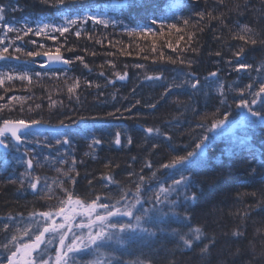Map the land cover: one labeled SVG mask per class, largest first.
<instances>
[{
    "label": "trees",
    "instance_id": "1",
    "mask_svg": "<svg viewBox=\"0 0 264 264\" xmlns=\"http://www.w3.org/2000/svg\"><path fill=\"white\" fill-rule=\"evenodd\" d=\"M5 2H11L14 6L18 4L22 8V11L11 13L8 20L14 17L19 22L29 14L49 19L58 18L64 14L57 8L42 3L41 0H5ZM237 2L241 4V10H243V0H225V4L219 7L214 4V0H71L70 4L60 6L65 10L73 11L90 8L107 15L110 19L123 22V26L129 28L147 24L156 34L147 38L129 37L122 34L123 27L119 24L115 28L109 26L105 29L94 27L90 21L84 26L85 29L97 36H107L103 45L88 41L84 36L77 40L75 36L65 34L68 36L66 46H75L77 50L70 53L62 48V54L69 59L75 55H84L85 62L91 69V71L85 69L79 62L69 66L71 70L67 72V76L80 77L81 88L77 90L78 101L75 98L69 99L64 77L55 79L52 76L53 72L58 75L63 73L65 67L42 69L39 66L43 61L41 57L36 58L37 63L30 64L26 68L19 66L15 61L10 62V66L16 67L17 71L26 70L29 74L47 72L48 75H42L40 79L33 75L31 84L19 80L6 82L4 87L12 88V91L5 93L4 89L0 88V95L4 96V99L0 100V105L7 104L8 97L12 95L28 99L23 102V111H21L20 103L13 102L0 112V116L6 119L43 120L52 126H56L65 117L84 116L86 120L81 127L87 126L92 129L102 143L90 148L92 139L90 135H76L72 141L73 154L78 162L76 172L79 176L76 185L67 182L62 172L56 171L57 168L68 171L70 163L62 166L58 159L55 164L52 163V158L57 157V152H63L61 146L55 143V140L60 138L56 133L64 132L65 129L31 131L27 136V142L19 144L18 147L10 146L5 149L0 146V229L4 223H9L12 228H23L27 223V219L20 224H16L15 220L8 221L9 214L18 219L17 214L22 213L27 218L28 213L33 210L47 211L51 206L56 205L57 197L61 193L58 186L61 180L65 181V187L73 188L82 199L105 191L116 195L115 185L109 184L107 189L104 188L107 182L102 181V176L111 174L121 185L132 187L137 177H128V171L139 173L146 160L151 162L152 168H144L141 174L148 177L153 171L157 172L156 178L142 189L144 197H151L161 184L167 187L171 185L172 180L180 178L181 165L171 170L160 166L168 163L174 156L191 151L197 138L207 135L209 139L205 141L208 145L205 149L206 163L199 169H194L191 174L186 171L183 173L189 176L192 182L187 189V195L191 196L193 192H196L198 198L190 203H184L185 189L183 187L177 190L179 195L177 192H172L169 200L176 201L175 208L170 211L167 204L158 205L168 215L154 218L153 222L144 225L152 228L156 232L155 236L148 237L144 233H137L129 238L127 234H121L125 237V242L117 244L112 241L106 251H114L119 261L150 259L151 264H170V262L174 264H264V164H261V161H264V123L258 117H250L246 120L247 122L244 121L245 125L237 128L235 134L218 128L208 132L207 125L205 129L198 127L203 114L215 112L217 107H220L221 114L226 110L220 105L221 98L232 105L229 110V119L225 122L229 126L237 121L240 122L241 113L244 110L235 107L234 98L239 96L235 89L244 88L253 82L252 91H255L258 88V83L255 82L261 79L255 71L250 75L243 70L237 72L234 70V64L229 65L225 62L232 59L233 52L243 45L242 41L231 38L233 33L238 32L239 25L248 24L249 27L258 31L264 29V20L258 21L251 11L252 8L261 7L259 0H252L249 10L242 16L229 11ZM201 10H213V15L225 13L224 23L228 27H223L219 21L213 20L201 33L191 26L185 28L181 21L173 19V16L190 18L194 12ZM164 18H167L168 23H177L182 31L165 28L163 34H160V24L153 25L151 20ZM45 22H48V19H45ZM56 22L58 23L59 20L57 19ZM207 23L205 18L201 25ZM190 32L196 33L192 46L199 48L198 54L191 51L182 54L194 61L190 70L196 73L202 84H205L208 73L219 69V82L225 84L226 90L228 85H231L233 90L227 91L225 97H220L216 78L209 77L210 84L205 86L202 92L193 93V90L188 87L173 88L170 94H166L165 99L161 100L160 97L167 83L173 80L179 83L183 79L182 73L174 69L183 68L184 71L189 69L182 65L160 61L159 52L162 51L165 57L172 56L175 59L177 52L167 48V43L171 42L178 49L184 48L188 43ZM56 35L59 37L58 33ZM181 35L184 36V40H181L177 46L176 41ZM25 39H36L38 43H44L46 48H52L53 51L58 46V42L47 40L45 37H35L32 34ZM108 40H119L122 43L114 49L108 44ZM153 40L156 42L157 53L150 51ZM59 43H63L62 37L59 38ZM126 45L129 46L127 50L132 52L131 56L120 55L117 51ZM245 47L246 55L243 57V62L258 67L260 62L264 61V46L247 45ZM85 48L88 54L83 51ZM25 50L35 51L36 48L29 44ZM12 51L10 48L9 52ZM114 51L117 52L116 56L105 55ZM218 51L223 59L215 55ZM92 52L98 54L92 56L90 55ZM144 56L149 58L145 60ZM153 56L157 58L155 63ZM106 60H113L116 67L106 64ZM136 64H143L145 67L137 68ZM4 65L5 62L0 61V66ZM126 65L127 68H125ZM125 70L128 72V78L125 81L116 80L114 84L106 83V78L114 79L115 72L123 73ZM100 72H104L105 76H100ZM157 74L162 75L163 79L160 81L143 79L145 75ZM85 79L92 81L93 86L86 87ZM71 82V80L68 81L69 84ZM95 84L101 87L97 89ZM133 89H135L134 93ZM113 94L116 95L115 100L112 98ZM125 97L127 99H124ZM244 98L251 99V96L246 93ZM137 99L141 100V105L133 109L132 113H125L127 118L116 119L104 115L114 111V108L123 110L130 107ZM52 100L58 103L50 107ZM157 101L159 103L155 110L144 106ZM37 105L40 107L37 108ZM253 108L259 110V102L253 105ZM9 109L12 110L9 111ZM97 116L100 119H92ZM219 118H222V115ZM211 119L209 115L208 121L210 122ZM147 127H160L162 131H167L171 141L162 137H152L146 142L147 134L144 128ZM117 132L121 134L120 146L114 143ZM127 136L132 138L131 145L126 143ZM37 139L41 143L33 142ZM152 143H156L158 148L151 149ZM46 144H51L53 147L49 148ZM85 153L89 154L86 156ZM252 154L255 155V159ZM133 157L136 159L133 160ZM28 159H33L31 169H28L25 163ZM70 159L69 156V162ZM25 171L31 172L33 178L37 176L41 178L38 189L42 191L38 194L34 195L31 189H20L19 177ZM72 174L75 175V173ZM13 180L16 183H12ZM45 180L52 186L50 193L45 187ZM89 181H92L91 186ZM27 184L28 180H25V186ZM253 192L256 193L255 197L244 195ZM149 206L150 204L144 203V207ZM185 212L189 217L187 221L180 218ZM244 212L249 214L242 220L240 214ZM130 219L124 217L123 220L113 222H126ZM197 226L201 227L206 235H214L216 238L215 247L210 249V254L206 257H201L199 253L202 243L195 242L192 248L185 249L178 236L173 235L174 231L183 234ZM237 229L244 232L243 237L231 235ZM257 229L260 231L257 232ZM0 241H3L2 234H0ZM203 242L207 243V240ZM50 247L54 249L55 245ZM89 258L84 257V259ZM113 264L117 262L113 261Z\"/></svg>",
    "mask_w": 264,
    "mask_h": 264
},
{
    "label": "snow or ice",
    "instance_id": "2",
    "mask_svg": "<svg viewBox=\"0 0 264 264\" xmlns=\"http://www.w3.org/2000/svg\"><path fill=\"white\" fill-rule=\"evenodd\" d=\"M42 3L57 8L59 11L64 12L58 18H41L40 16H29L24 17L22 21H16L13 17L8 20V16L11 13H16L17 11H22V8L16 4L15 6L11 2H5V0H0V61H4L5 65L0 66V88L4 89L5 93L12 91V88L4 87L5 83H11L15 80L21 82L27 81L28 84L32 83L33 75L40 79L41 76H47L48 73L35 72L29 74L28 71H17L16 67H11L10 62L15 61L19 66L27 67L30 64L37 63L36 58L43 57V61L39 66L43 68H48L51 70L53 64H62L65 66V71L61 74L56 72L52 73L53 78L59 79L64 77V83L67 87V93L69 99L75 98L79 100V94L77 90L81 88L80 77H68L67 72L71 70L69 66L74 65L75 62H79L83 65L85 69L89 68L88 63L85 62L84 55H75L72 59L65 58L62 54L61 49L63 48L66 52L74 53L77 49L75 46L67 47L68 36L65 34L73 35L77 38L84 36L88 41H94L95 44L103 45L104 41L107 40V36H97L93 32H88L85 29V25L90 21L94 27H103L107 29L109 26L115 28L118 26L123 27V33L129 37H141L147 38L150 35H155V31L152 27L138 26L136 28H129L123 26V22H118L116 20L110 19L107 15L92 10L90 8H83L79 10L63 9L60 6L68 5L71 0H41ZM261 7L252 8L251 11L256 15L257 20H264V0H259ZM252 0H243V10H241V4L236 3L235 7L229 9L230 12H236L238 15H244L245 11L249 10V5ZM214 4L219 7L225 4V0H214ZM225 13H219L213 15V10L208 11H197L192 14L190 18L175 17L178 21H181L185 28L191 26L195 28L198 32H203L208 25L211 24L213 20L219 21L220 25L223 27H228L224 23ZM207 18L208 23L201 25V22ZM48 19V22H45ZM57 19L59 22L57 23ZM160 24V34H163L165 28L171 30L174 29L177 32L182 31L178 27L177 23H168L167 18L164 19H152L151 24ZM239 22L237 21V24ZM19 25V26H17ZM229 31H231L229 29ZM59 34V37L56 34ZM11 34V35H10ZM32 34L35 37H45L47 40L58 42V46L55 47L53 51L52 48H46L44 43H38L36 39H25ZM196 36L195 32L188 33V43L184 48L174 47L171 42H168L166 47L172 49L173 52H177V57L174 59L172 56L165 57L164 53L159 52V60L171 63L173 65H182L184 68L189 69L184 71L183 68L174 69V71H179L183 75V79L179 83L175 80L167 83L164 88V93L161 95L160 99H165L166 94H170V90L173 88L188 87L195 92H202L203 88L210 84L208 78H216L217 91L220 97H225L226 92L233 90L231 85H228L227 90L223 82H219L218 71L209 72L207 77H205V84H202L200 79L197 77L196 73L191 71L193 60L186 57L188 51L192 53H199L198 47L192 46V41ZM63 38V43H59V38ZM219 39V37H214ZM234 40H239L243 42V45L234 51L232 54V59L225 61L229 65H235V71H246L249 75L251 72L255 71L261 79L256 81L258 83V88L252 91L254 83L250 82L244 88L235 89L239 93V96L234 98L235 107L243 109L241 113V120H248L250 117H258L259 120L264 123V61H261L258 67H255L251 63L243 62V57L246 55L247 45L251 46H264V29L257 30L255 28L249 27L248 24L239 25V30L237 33H233L231 36ZM184 40V36L181 35L176 41L178 46L180 41ZM20 42V43H17ZM122 42L119 40H108V44L116 48L117 45ZM32 45L36 48L35 51L28 50L26 47ZM126 45L123 48L117 49L120 55L131 56L132 52L128 51ZM12 52H9V49ZM83 51L88 54L87 49ZM143 51V49H141ZM152 53H157V47L155 40L152 41L151 49ZM98 53L92 52L90 55L96 56ZM107 56H116L117 52L105 53ZM139 55V53H137ZM217 57H221V53L218 51L215 53ZM145 60L149 57L144 56ZM223 59V57H221ZM153 62H156V56L152 57ZM106 64L115 68L116 65L113 60H106ZM103 67V65H101ZM137 68H144L143 64H136ZM127 68V65L125 66ZM100 76H105L104 72L99 73ZM114 79L106 78L107 84H114L116 80L125 81L128 78V72L125 70L123 73L115 72L113 74ZM145 81H160L163 79L162 75H145L143 77ZM72 82L69 84L68 81ZM84 85L86 87H92L93 82L85 79ZM97 89L101 87L99 84L94 85ZM135 89H133V93ZM251 96V99H246L245 94ZM103 95V93H100ZM113 100L116 99V95L113 94ZM4 96L0 95V100H3ZM28 99L27 97H18L15 95L8 97V103L0 105V112L3 109L8 108L13 102L21 104V111H23V102ZM49 99H51L49 97ZM124 99H127L125 97ZM259 102L260 109L256 110L253 105H257ZM58 103L52 100L50 107ZM62 103V102H60ZM156 103L144 105L147 108L155 110L157 108ZM138 105H141V100L137 99L135 103L131 104L130 107L124 108H114V111L107 112L104 115L106 117H113L116 119L127 118L125 113H132ZM220 105L225 107L226 110L221 114L220 107H217L215 112L205 113L201 116V123L198 127L211 132L213 129L219 128L221 125L225 124V121L229 119L230 109L232 105L227 104L226 99H220ZM184 106V105H181ZM37 108L40 105L36 106ZM12 109H9L11 111ZM195 111V109H192ZM31 111V109H29ZM212 119L209 122L208 116ZM222 115V118H219ZM93 120L100 119V117H92ZM86 118L84 116L65 117L61 119L56 126L50 125L47 121L43 120H25V119H6L0 116V146L5 149L11 147H18L19 144L27 142L28 134L34 129L39 128L41 125H48L50 128H60L65 129L64 132H57L56 135L60 136L59 139L55 140L56 145H60L63 152H57V157L52 158V163L58 162L63 166L70 163L68 171H63L62 168H57V172H62L66 181L72 185L78 183L77 177L79 173L76 172L77 160L72 150V141L75 139L76 135H90L92 137L90 148L98 146L102 143V140L97 138L92 129L87 126L81 127L84 124ZM144 132L147 134L145 140L155 138H164L171 141V136L167 131H162L160 127H147L144 128ZM209 137L207 135H202L197 138V142L191 151H187L184 155H178L171 158V160L161 165L164 169H175L177 165L182 166L180 171V178L178 180H172L171 185L165 187L163 184L159 186L157 190L154 191L153 196L144 197L142 195L143 187L150 181L154 180L157 176V172L153 171L148 177H145L141 173L144 168L151 169L152 164L150 161H145L144 167L141 168L139 173L128 171V177H137L132 183V187H126L121 185V183L114 179L111 174H106L102 176V181H106L104 188L107 189L108 185H115L117 188L116 195L111 194L110 191H105L102 194H95L92 197L82 199L76 194L75 190L71 187H65V181L61 180L59 182V188L61 189L60 195L57 197V204L53 205L47 211H37L33 210L28 213V217L25 218L22 213L17 214V218L13 217L11 214L8 215V221L15 220L16 224H20L27 219V223L23 228L10 227L9 223H4L2 229H0V234L3 236V241H0V264H113L116 261L117 264H151V260H139L136 261H119L115 256L114 251H106L111 245L110 242L115 241L117 244H122L125 242V237L121 234H127L129 238L135 236L137 233H144L148 237L156 235V232L152 228L145 227L144 225L153 222L154 218H162L167 216L161 207L158 205L167 204L169 210L175 208L176 201L169 200V195L172 192H177L181 187L185 189L184 203H190L198 198L197 193L193 192L191 196L187 195V189L190 184H192L189 176H185L183 173L191 172L194 169H199L202 167L205 161V149L208 145L205 143ZM34 143H41L40 140H34ZM131 136L126 137V143L128 145L132 144ZM114 143L118 146L121 145V134L117 132L115 134ZM67 147H64V146ZM47 147L51 148L53 145L46 144ZM158 145L156 143L151 144V149H157ZM27 154V150H26ZM89 153H85L87 156ZM253 159H255V155ZM71 157L70 162L68 157ZM45 159H48L45 157ZM133 160L136 158L133 157ZM27 168L31 169L33 167V159H28L25 161ZM83 163V161H80ZM264 164V161H261ZM108 167V165H106ZM118 167V166H117ZM255 172V169H253ZM72 173H75L73 175ZM25 180H28L27 186H25ZM16 183L15 180L11 181ZM40 177H32L31 172L25 171L20 174L19 184L20 189H31L33 194L36 195L42 189H38V184H40ZM92 181H89L91 186ZM194 186V185H193ZM45 187L48 192H52V186L47 184L45 180ZM179 195V193L177 192ZM256 196V193L244 194ZM50 198V197H49ZM106 201V202H105ZM144 203L150 204L149 207H144ZM139 205V207H137ZM248 212L241 213V219L244 220L248 216ZM173 215H176L173 213ZM124 217L131 218L126 222H113L114 220H123ZM59 218V220L57 219ZM79 218V219H78ZM182 220L187 221L189 219L187 212L180 217ZM260 230L257 229V232ZM47 234V235H46ZM173 235L178 236L179 241L182 243L185 249H190L194 246L195 242L202 243V247L199 249L201 257H206L210 254V249L215 247L216 238L214 235H206L201 227L197 226L190 228L186 233L173 232ZM231 235L233 237H243L244 232L239 229L234 230ZM203 240H207L204 243ZM55 245L52 249L50 246ZM43 246V247H42ZM254 247V246H253ZM14 249V250H13ZM239 251V250H237ZM84 257H90L89 259H84ZM79 258V259H78ZM174 264V262H170Z\"/></svg>",
    "mask_w": 264,
    "mask_h": 264
},
{
    "label": "rangeland",
    "instance_id": "3",
    "mask_svg": "<svg viewBox=\"0 0 264 264\" xmlns=\"http://www.w3.org/2000/svg\"><path fill=\"white\" fill-rule=\"evenodd\" d=\"M239 121L240 122L237 121L234 124H231L230 126L228 123L225 122V124L221 125V127H219L218 129H222V131L232 132L233 134H235L234 132L237 131V128H241L243 125H245V122H247L246 120H239ZM57 219L59 220V218H57Z\"/></svg>",
    "mask_w": 264,
    "mask_h": 264
},
{
    "label": "water",
    "instance_id": "4",
    "mask_svg": "<svg viewBox=\"0 0 264 264\" xmlns=\"http://www.w3.org/2000/svg\"><path fill=\"white\" fill-rule=\"evenodd\" d=\"M41 58H42V60L44 59L43 57H41ZM62 67H65V66L62 65V64H53L51 66V68H62ZM38 130H62V129H60V128H50V127H48V125H41L39 128H34L32 131H38Z\"/></svg>",
    "mask_w": 264,
    "mask_h": 264
}]
</instances>
